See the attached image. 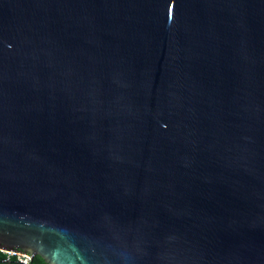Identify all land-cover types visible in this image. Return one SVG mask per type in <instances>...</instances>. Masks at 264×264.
<instances>
[{
	"label": "water",
	"instance_id": "obj_1",
	"mask_svg": "<svg viewBox=\"0 0 264 264\" xmlns=\"http://www.w3.org/2000/svg\"><path fill=\"white\" fill-rule=\"evenodd\" d=\"M4 251L264 264V0H0Z\"/></svg>",
	"mask_w": 264,
	"mask_h": 264
},
{
	"label": "trees",
	"instance_id": "obj_2",
	"mask_svg": "<svg viewBox=\"0 0 264 264\" xmlns=\"http://www.w3.org/2000/svg\"><path fill=\"white\" fill-rule=\"evenodd\" d=\"M7 256L3 252H0V264H23L18 261L17 257L10 259V263L6 262ZM29 264H46L40 257H35Z\"/></svg>",
	"mask_w": 264,
	"mask_h": 264
},
{
	"label": "built area",
	"instance_id": "obj_3",
	"mask_svg": "<svg viewBox=\"0 0 264 264\" xmlns=\"http://www.w3.org/2000/svg\"><path fill=\"white\" fill-rule=\"evenodd\" d=\"M9 256L11 257H8L7 259L10 260L11 258L13 257H17L18 258V261L20 263H23V264H29L31 262V259L29 256H26V255H21L19 253H11L9 252Z\"/></svg>",
	"mask_w": 264,
	"mask_h": 264
},
{
	"label": "rangeland",
	"instance_id": "obj_4",
	"mask_svg": "<svg viewBox=\"0 0 264 264\" xmlns=\"http://www.w3.org/2000/svg\"><path fill=\"white\" fill-rule=\"evenodd\" d=\"M3 253L6 254L7 258H8V257H11V256H9V252L4 251ZM21 255H22V254H21Z\"/></svg>",
	"mask_w": 264,
	"mask_h": 264
}]
</instances>
